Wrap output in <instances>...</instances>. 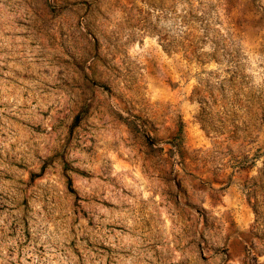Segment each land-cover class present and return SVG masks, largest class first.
Returning a JSON list of instances; mask_svg holds the SVG:
<instances>
[{
    "label": "rangeland",
    "instance_id": "374dc122",
    "mask_svg": "<svg viewBox=\"0 0 264 264\" xmlns=\"http://www.w3.org/2000/svg\"><path fill=\"white\" fill-rule=\"evenodd\" d=\"M0 264H264V0H0Z\"/></svg>",
    "mask_w": 264,
    "mask_h": 264
}]
</instances>
